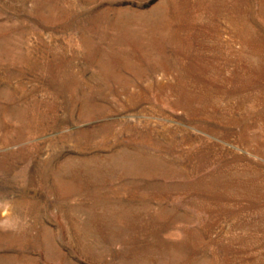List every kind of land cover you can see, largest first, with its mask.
<instances>
[{
  "label": "rangeland",
  "instance_id": "rangeland-1",
  "mask_svg": "<svg viewBox=\"0 0 264 264\" xmlns=\"http://www.w3.org/2000/svg\"><path fill=\"white\" fill-rule=\"evenodd\" d=\"M0 264H264V0H0Z\"/></svg>",
  "mask_w": 264,
  "mask_h": 264
}]
</instances>
